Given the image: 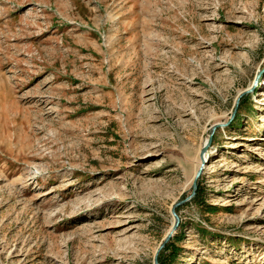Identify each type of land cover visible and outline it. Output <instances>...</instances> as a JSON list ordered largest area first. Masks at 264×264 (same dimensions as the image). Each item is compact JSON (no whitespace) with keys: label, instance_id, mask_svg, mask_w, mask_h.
<instances>
[{"label":"rangeland","instance_id":"rangeland-1","mask_svg":"<svg viewBox=\"0 0 264 264\" xmlns=\"http://www.w3.org/2000/svg\"><path fill=\"white\" fill-rule=\"evenodd\" d=\"M221 123L158 264H264V0H0V264H154Z\"/></svg>","mask_w":264,"mask_h":264},{"label":"water","instance_id":"water-1","mask_svg":"<svg viewBox=\"0 0 264 264\" xmlns=\"http://www.w3.org/2000/svg\"><path fill=\"white\" fill-rule=\"evenodd\" d=\"M260 73L257 74L256 80H255L254 84L252 85L251 89H253L255 87V85L257 84ZM251 89L246 90L244 92V94L248 93ZM242 95H240L239 98ZM239 98L236 100L235 110H234V112H233V114L231 116V119L234 117V114H235V111H236V107H237V104L239 102ZM227 124L228 123H221V124H216V125L212 126L210 134L208 136V139L206 141H204L203 146L201 147L200 152H199L200 165L198 166V168H197V170L195 172V175L193 177V180H192L191 194L187 198H185L184 200L175 203L173 205V207L171 208V214H172V217H173V224H172V227H171V231L166 235L165 239L160 244V246H159V248H158V250L156 252V255H155L154 264H158V261L156 259L157 255H158V252L161 251L164 248L166 243L170 240V238L175 233L177 227L179 226L180 220H179L177 214L175 213V208L178 207L179 205H182V204L190 201L195 196V192H196V189H197V181H198V178L200 177V175L202 174V171H203L204 166L206 164V158L205 157L207 156V152H208V149L210 147L212 136H213L214 132L216 131L217 128L225 127Z\"/></svg>","mask_w":264,"mask_h":264},{"label":"trees","instance_id":"trees-1","mask_svg":"<svg viewBox=\"0 0 264 264\" xmlns=\"http://www.w3.org/2000/svg\"><path fill=\"white\" fill-rule=\"evenodd\" d=\"M167 248H168V247H166L165 250H167ZM165 250H164V251H165ZM158 260H159L160 264H165L166 258L163 257V253H162V252L160 253V255H159V259H158Z\"/></svg>","mask_w":264,"mask_h":264},{"label":"bare ground","instance_id":"bare-ground-1","mask_svg":"<svg viewBox=\"0 0 264 264\" xmlns=\"http://www.w3.org/2000/svg\"><path fill=\"white\" fill-rule=\"evenodd\" d=\"M207 153H208V152H207ZM206 157H207V156H206ZM206 157H205V158H206ZM206 160H208V159L206 158ZM170 231H171V229H170ZM170 231H169V232H170Z\"/></svg>","mask_w":264,"mask_h":264}]
</instances>
